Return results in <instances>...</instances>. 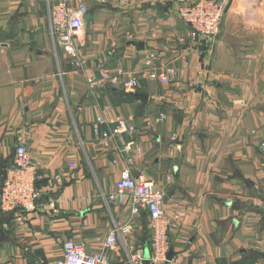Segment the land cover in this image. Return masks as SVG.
Returning a JSON list of instances; mask_svg holds the SVG:
<instances>
[{"label": "crops", "instance_id": "1", "mask_svg": "<svg viewBox=\"0 0 264 264\" xmlns=\"http://www.w3.org/2000/svg\"><path fill=\"white\" fill-rule=\"evenodd\" d=\"M61 1L0 0V183L24 144L40 191L34 212L0 217V264H55L66 240L99 254L127 224L125 242L147 254L139 219L104 201L126 168L165 194L172 261L264 264V0H226L212 43L198 42L172 4L84 0L82 71L49 35V7ZM150 54L177 69L169 84L141 76ZM117 67L139 77L138 91H89L86 77ZM97 117L130 120L135 136L104 148ZM127 143L141 153L121 155ZM108 264H126L121 243Z\"/></svg>", "mask_w": 264, "mask_h": 264}, {"label": "built area", "instance_id": "2", "mask_svg": "<svg viewBox=\"0 0 264 264\" xmlns=\"http://www.w3.org/2000/svg\"><path fill=\"white\" fill-rule=\"evenodd\" d=\"M175 6V12L180 21L188 26L193 37L200 43H212L218 37L222 17L226 8V0H151ZM88 15V8L84 0H77L76 6L70 7L65 0L49 7V35L54 48L61 49L70 59L71 66L76 71H82L85 61L79 55L75 42L83 32L85 24L83 18ZM142 74L151 82L162 85L169 84L176 76L177 69L171 64L160 62L155 54H150L144 61ZM85 83L89 91L105 89L107 87L118 89L127 93L139 90V77L130 75L123 68L117 67L114 72L108 68H101L98 76L86 77ZM93 132L98 137V143L108 148L112 140L128 136L133 138L136 128L130 120L114 118L106 122L97 117ZM164 116H158L157 122L164 121ZM109 125L108 130L101 131L100 126ZM173 135L171 142H176ZM264 156V139L260 144ZM121 155L140 154L139 149H133L132 143L124 144L118 150ZM12 166L7 169L0 183V216L2 214L16 213L22 216L30 214L38 208L40 191L36 187L38 180L37 167L34 164L24 144H19L14 150ZM131 158L126 159V165H131ZM104 201L118 202L129 208V215L133 220L145 214L148 220L150 241L148 252L135 245L125 242L131 233V227L114 225L106 237L101 252L88 255L82 245L71 240L63 242V258L55 264H108V256L116 250L119 243L126 250V264H179L167 257L171 251L170 230L171 220L165 211V194L154 183L142 176L133 177L130 168H126L116 183L114 192L110 193ZM52 215L58 214L55 207Z\"/></svg>", "mask_w": 264, "mask_h": 264}, {"label": "rangeland", "instance_id": "3", "mask_svg": "<svg viewBox=\"0 0 264 264\" xmlns=\"http://www.w3.org/2000/svg\"><path fill=\"white\" fill-rule=\"evenodd\" d=\"M147 217L145 216V214H142L141 215V217L139 218V220H138V222L144 227L143 228V230H142V232H144L143 233V236H146L147 238H148V240L150 239V233L147 231V230H145L146 229V227H145V222H146V219ZM147 226V225H146Z\"/></svg>", "mask_w": 264, "mask_h": 264}, {"label": "water", "instance_id": "4", "mask_svg": "<svg viewBox=\"0 0 264 264\" xmlns=\"http://www.w3.org/2000/svg\"><path fill=\"white\" fill-rule=\"evenodd\" d=\"M90 17H91V16H90V14L88 13V15H86V16L83 18V23H84L85 25H87L88 21L90 20ZM135 96H137L138 98H139V97L142 98L141 95H135ZM171 258H172V252L170 251L169 254H168L167 260L170 261Z\"/></svg>", "mask_w": 264, "mask_h": 264}, {"label": "trees", "instance_id": "5", "mask_svg": "<svg viewBox=\"0 0 264 264\" xmlns=\"http://www.w3.org/2000/svg\"><path fill=\"white\" fill-rule=\"evenodd\" d=\"M2 215H3V214H2ZM2 215H1V216H2ZM1 216H0V217H1Z\"/></svg>", "mask_w": 264, "mask_h": 264}]
</instances>
